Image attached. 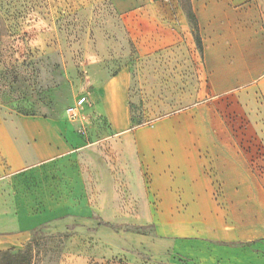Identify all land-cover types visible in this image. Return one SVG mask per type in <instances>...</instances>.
<instances>
[{
	"label": "crops",
	"instance_id": "0c3cea01",
	"mask_svg": "<svg viewBox=\"0 0 264 264\" xmlns=\"http://www.w3.org/2000/svg\"><path fill=\"white\" fill-rule=\"evenodd\" d=\"M131 59L94 75L105 126L0 99V252L69 215L167 230L188 264H264V0H126ZM125 32V30H123Z\"/></svg>",
	"mask_w": 264,
	"mask_h": 264
},
{
	"label": "rangeland",
	"instance_id": "374dc122",
	"mask_svg": "<svg viewBox=\"0 0 264 264\" xmlns=\"http://www.w3.org/2000/svg\"><path fill=\"white\" fill-rule=\"evenodd\" d=\"M124 1L0 0L4 108L67 118L80 133L92 124L105 126L101 117L94 121L99 116L94 75L105 70L110 76L133 56L128 36L137 21L121 17L140 5ZM14 67L23 80L14 81ZM104 223L110 222L97 213L69 215L32 230L30 240L12 251L29 250L31 264H188L157 243L167 230L153 227L137 234L128 231L130 224Z\"/></svg>",
	"mask_w": 264,
	"mask_h": 264
},
{
	"label": "trees",
	"instance_id": "16d2710c",
	"mask_svg": "<svg viewBox=\"0 0 264 264\" xmlns=\"http://www.w3.org/2000/svg\"><path fill=\"white\" fill-rule=\"evenodd\" d=\"M182 6H183V9L187 15V18H188L190 24L192 25V28L194 30L197 44L201 48L202 43H201V39H200V35H199L198 23H197L195 13L192 9V5H191L190 0H182ZM24 65L25 64L22 63V64H20V67H23ZM11 72L14 75V81L15 82H18L19 80H23V78H20L18 76L16 67L12 68ZM4 87H5L4 80L0 76V91L3 90ZM103 225L106 227H110V228H116L117 227V225H112L109 223H104ZM147 229H149V228L133 227L128 231H132V232L137 233V234H145V231ZM0 264H31V260H30V256H29V250H26L23 252H17V253H14L12 250L0 252Z\"/></svg>",
	"mask_w": 264,
	"mask_h": 264
},
{
	"label": "built area",
	"instance_id": "2783aa9c",
	"mask_svg": "<svg viewBox=\"0 0 264 264\" xmlns=\"http://www.w3.org/2000/svg\"><path fill=\"white\" fill-rule=\"evenodd\" d=\"M74 116H76V114H73Z\"/></svg>",
	"mask_w": 264,
	"mask_h": 264
}]
</instances>
